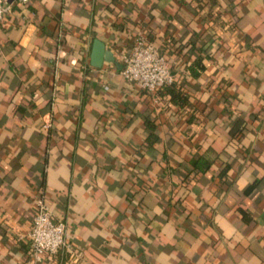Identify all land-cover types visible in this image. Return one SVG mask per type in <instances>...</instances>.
Listing matches in <instances>:
<instances>
[{
	"label": "crops",
	"instance_id": "crops-1",
	"mask_svg": "<svg viewBox=\"0 0 264 264\" xmlns=\"http://www.w3.org/2000/svg\"><path fill=\"white\" fill-rule=\"evenodd\" d=\"M10 4L0 264H34L27 233L40 193L82 264H264V0ZM139 35L166 55L183 105L121 75L119 54ZM95 39L115 63L90 64ZM236 118L247 124L240 139Z\"/></svg>",
	"mask_w": 264,
	"mask_h": 264
},
{
	"label": "built area",
	"instance_id": "built-area-1",
	"mask_svg": "<svg viewBox=\"0 0 264 264\" xmlns=\"http://www.w3.org/2000/svg\"><path fill=\"white\" fill-rule=\"evenodd\" d=\"M16 1L26 3L28 0ZM10 7L9 0H0V22ZM119 59L121 75L147 92L156 93L175 80L166 55L144 35L137 36L130 47L123 49ZM65 230V223L54 218L45 196L38 194L35 198V213L27 233L34 264L57 257L61 251L66 255L63 264L83 263L82 251L66 240Z\"/></svg>",
	"mask_w": 264,
	"mask_h": 264
},
{
	"label": "trees",
	"instance_id": "trees-1",
	"mask_svg": "<svg viewBox=\"0 0 264 264\" xmlns=\"http://www.w3.org/2000/svg\"><path fill=\"white\" fill-rule=\"evenodd\" d=\"M204 65L201 63L200 60H195L194 63L189 67V70L194 76H197L200 72L201 69H203ZM165 93L170 96L171 100L174 103L183 105L186 103L187 98L186 96L182 93L181 89L179 87L174 86V84L168 85L164 88ZM146 128L148 129V136L147 139L155 140L157 139V133L155 132L156 130V124L153 120H146L145 121ZM246 122L242 118H236L235 120L232 121V125L230 127V134L231 136L240 139L241 136L243 135L244 129L246 128ZM205 164L206 166L208 165L206 161L202 160H196L193 162V166L197 167L198 165Z\"/></svg>",
	"mask_w": 264,
	"mask_h": 264
},
{
	"label": "water",
	"instance_id": "water-1",
	"mask_svg": "<svg viewBox=\"0 0 264 264\" xmlns=\"http://www.w3.org/2000/svg\"><path fill=\"white\" fill-rule=\"evenodd\" d=\"M10 1L11 0H9V2ZM104 61L115 63L112 52L106 49L102 41L95 39L90 53V64L95 67H101ZM118 66L121 68V64H118Z\"/></svg>",
	"mask_w": 264,
	"mask_h": 264
}]
</instances>
